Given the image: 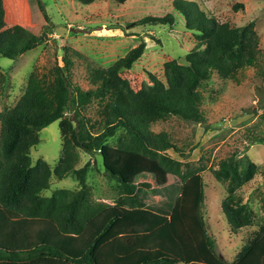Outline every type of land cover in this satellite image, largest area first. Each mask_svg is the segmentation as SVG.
I'll return each mask as SVG.
<instances>
[{
    "label": "trees",
    "instance_id": "1",
    "mask_svg": "<svg viewBox=\"0 0 264 264\" xmlns=\"http://www.w3.org/2000/svg\"><path fill=\"white\" fill-rule=\"evenodd\" d=\"M83 5L113 1L124 5L129 0H78ZM38 4L48 20L41 0ZM173 9L185 20V29L194 33L195 47L189 52V66L169 61L164 66L165 81L149 74V83L135 89L123 77L141 60L146 51L144 40L124 58L107 69L88 68L91 88L84 90L74 82L73 69L85 58L64 49L63 66H56L48 78L32 77L24 95L14 108L0 112V206L26 219H41L54 224L66 237L83 235L108 205L94 199L89 183L91 164L78 169L80 154H98L103 174L118 189L115 205L145 210L170 217L185 183L199 170L190 163L172 158L170 150L186 158L183 147L175 145L167 133H155L159 122L177 118L201 125L205 132L215 130L203 113L204 98L199 89L210 74L239 83L240 75L253 70L258 90H264V62L260 38L254 23L233 27L210 18L193 1L175 0ZM178 16H147L134 25H177ZM130 24L129 26H131ZM42 44L39 36L20 25L9 26L5 20L4 0H0V57L17 61ZM1 76V73H0ZM0 78V97L3 91ZM98 103L96 116L89 110ZM255 114L264 122V101ZM60 122L63 139L61 160L55 169L46 161L32 163L31 151L40 144V132ZM111 140H116L111 144ZM264 144V138L251 141L246 148ZM191 150H194L192 148ZM244 175L250 180L258 169L253 163ZM219 181L227 182L222 212L232 234L252 227L254 218L237 191L244 182L241 173L227 160L213 172ZM72 177L75 190L61 189L46 197L52 178L63 181ZM173 181L172 183L170 182ZM204 188L200 196L199 220L205 228ZM111 219L89 244L81 257L65 254L59 248L42 244L29 250L11 251L0 246V263H26L42 258L69 264H97L98 244L109 233ZM208 247L215 253L214 240L205 232ZM143 264H179L168 259L147 260ZM233 264H264V224L241 249Z\"/></svg>",
    "mask_w": 264,
    "mask_h": 264
},
{
    "label": "rangeland",
    "instance_id": "2",
    "mask_svg": "<svg viewBox=\"0 0 264 264\" xmlns=\"http://www.w3.org/2000/svg\"><path fill=\"white\" fill-rule=\"evenodd\" d=\"M4 0L5 20L9 26L20 25L39 36L42 44L17 61L0 57V78L3 80L0 112L14 108L24 95L32 77L48 78L56 66H63L64 49L78 52L85 60L73 69L74 82L84 90L91 88L88 68L107 69L124 58L142 40L146 51L131 71L123 74L135 89L149 83V74L165 81L164 66L169 61L189 66L188 55L195 47L194 33L185 29V20L173 9L175 0H129L124 5L113 1H98L83 5L78 0ZM196 2L208 17L233 27L254 23L260 38L264 62V0H188ZM178 16L177 25H134L147 16ZM132 24L131 26H129ZM255 72L240 75L239 83L223 80L214 72L202 82L203 113L215 128L205 132L201 125L189 124L177 118L155 124V133H167L172 142L183 147L182 158L173 150L167 153L174 159L190 163L199 170L182 187L173 214L164 217L145 210L115 205L118 189L103 174L102 159L98 154L78 151V169L91 164L89 183L94 186V199L109 207L87 231L76 237L56 238L53 245L69 256L77 257L85 251L103 227L114 219L109 233L96 249L97 264H143L147 260L168 259L179 264H233L239 252L264 224V144L247 145L264 138V122L255 114L264 101V90L259 91ZM98 103L89 110L96 116ZM115 144L116 140H111ZM60 122H54L40 132V144L31 151L32 163L46 161L55 169L63 149ZM194 148V150H191ZM227 160L245 179L249 163L258 166L250 180H244L238 195L252 212L254 224L232 234L222 212L227 182L219 181L213 172L220 162ZM170 182L172 183L173 181ZM72 177L63 181L52 178L46 197L61 189L75 190ZM204 188L206 207L205 228L199 220L200 196ZM205 232L214 240L211 252Z\"/></svg>",
    "mask_w": 264,
    "mask_h": 264
},
{
    "label": "crops",
    "instance_id": "3",
    "mask_svg": "<svg viewBox=\"0 0 264 264\" xmlns=\"http://www.w3.org/2000/svg\"><path fill=\"white\" fill-rule=\"evenodd\" d=\"M61 237H64V235L61 234L57 227L49 221L22 218L17 214L8 212L0 206V246H3L11 251L29 250L36 245L54 244V240L56 238L61 239ZM81 237L82 236H79L77 238ZM84 252L85 251H80L77 257H81ZM0 264L69 263L58 259L42 258L26 263L1 262Z\"/></svg>",
    "mask_w": 264,
    "mask_h": 264
}]
</instances>
